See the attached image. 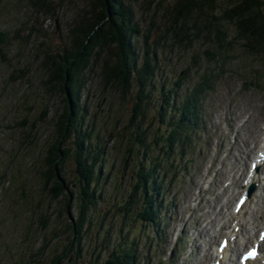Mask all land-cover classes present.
<instances>
[{
	"label": "rangeland",
	"instance_id": "1",
	"mask_svg": "<svg viewBox=\"0 0 264 264\" xmlns=\"http://www.w3.org/2000/svg\"><path fill=\"white\" fill-rule=\"evenodd\" d=\"M46 1L52 14L40 12L34 0H0V31L7 39L0 44V264L44 263L67 250L70 256L62 257L60 264H110L113 255L126 249L133 252L132 264H169L168 259L172 264H211L217 242L211 224L225 221L263 137L264 55L246 48V39L227 21L219 25L221 41L202 29L186 44L167 32L166 20L176 0L133 1L132 23L143 34L149 29L146 44L142 37L135 38L137 66L145 61V52L154 58L144 89L149 94L142 123L147 155L136 158V147L128 148L127 133L139 120L136 116L131 122L139 90L135 79L122 93L104 85L99 65L92 66L84 73L81 123L89 131L94 127L91 136L103 144L106 154L99 158L102 170L96 171L101 191L88 211L90 229L80 243L74 238L70 243L64 194L53 199L49 189H41L39 177L54 139L53 123L63 110L61 94L50 93L43 84L41 60L45 49L67 47L68 30L81 15L96 12L98 0ZM202 80L209 88L196 91ZM167 88L172 90L168 117L158 122ZM186 101L191 109L196 107L191 117L200 123L191 131L178 126L188 135L187 144L180 152L177 141L165 151L163 139L173 127L171 118ZM159 155L163 181L157 200L161 195L163 199L156 225H148L135 217L141 199L126 211L117 202L129 197L139 162L149 166ZM63 176L70 182L74 204L78 190L72 163ZM37 208L48 218L44 229ZM69 213L74 220L75 208ZM180 233L183 249L178 252Z\"/></svg>",
	"mask_w": 264,
	"mask_h": 264
},
{
	"label": "trees",
	"instance_id": "2",
	"mask_svg": "<svg viewBox=\"0 0 264 264\" xmlns=\"http://www.w3.org/2000/svg\"><path fill=\"white\" fill-rule=\"evenodd\" d=\"M34 1L40 12L52 14L46 0ZM126 1L128 3L123 0H98L97 11L87 13L85 16L81 15L68 30L67 47L55 51L45 49L41 60V67L46 77L43 84H46L50 93L61 94L63 110L53 123L54 139L40 164L39 177L42 183L41 189H49L53 199L64 194L62 209L68 214L67 220L70 219V223L67 224L72 236L70 243L72 238L80 243L90 229L91 220L88 217V211L97 202L101 191L98 186L100 173L97 174L96 171L102 170V166L98 164L99 158L106 154L103 144L94 141L91 136L94 127H91L89 131L88 127H83L81 123L84 114L81 116L79 101L85 81L84 73L92 66L99 65L104 85L112 86L122 93L128 92L133 78L135 79L139 90L135 96V115L131 122L136 116L139 120L133 126V131L127 133L128 148L136 147L134 151L136 158L138 156L145 158L147 155L145 149L148 145L143 143L146 129L142 123L144 106L149 94H145L144 89L145 83L154 71V58L145 52V61L137 66L136 39L142 37L146 44L149 29L143 34L137 24L132 23L130 7L136 0ZM163 1L160 0V3ZM160 3L157 7L161 6ZM222 21L233 23L238 34L246 39V48L264 55V0H176L166 20L167 32L178 40H185L186 44H190L192 39L197 38L202 29H205L209 35L213 34L218 41H221L223 32L219 25ZM5 42H7L6 34L0 31V44ZM179 82L177 80L175 84L178 86ZM207 87L208 83L202 80L196 91ZM170 93H172L171 88L162 92L158 122H163L167 115ZM178 108L177 114L171 118V120L175 118L173 127L163 139L164 146L166 145L165 151L171 150L177 141L180 152L183 151L188 135L183 134L178 126L186 127V131H191L194 119L196 120V116L191 117L195 115L196 107L191 109L190 102L186 101L185 104L182 102ZM42 114H46V110ZM181 137L184 138L181 139ZM141 150L142 153H140ZM160 156L162 155L152 160L149 166L142 160L139 162L134 174L135 183L129 192V197L123 202H117L119 205L121 203V209L126 211L129 207H136L141 199L143 204L135 213V217L148 225H156L158 216L160 202H157V199L160 193V182L163 181V178L159 180V177H162ZM69 162L73 164L78 190L74 204H72L73 194L69 188L70 182L63 176ZM72 207L77 213L74 220L69 215ZM35 211L40 215L37 219L40 227L42 226L41 229L46 228L45 222L48 218L41 208ZM124 251L113 255L108 263L132 264L135 261L133 252L127 249ZM78 255L79 252H75V260ZM69 256L67 250L54 255L48 262L38 261V264H60L62 257Z\"/></svg>",
	"mask_w": 264,
	"mask_h": 264
},
{
	"label": "bare ground",
	"instance_id": "3",
	"mask_svg": "<svg viewBox=\"0 0 264 264\" xmlns=\"http://www.w3.org/2000/svg\"><path fill=\"white\" fill-rule=\"evenodd\" d=\"M259 163L260 162L258 161V164ZM262 165H264V163ZM259 168H260V171L258 173L256 172L254 174L244 176L247 183L244 185L243 181H242V183L239 185L240 189L238 191H236V193L232 197L233 200H235L236 197H238L239 194L243 190L253 192V190H255L256 185H257V187L261 186V189H260L261 191L264 190V172H261L263 167H259ZM258 200H259V195H255L253 193H250V196H248L246 201L244 202V204L241 205L243 207L241 208V210L239 211L238 214L234 215L230 211L228 213L224 214V219L227 221V227L226 226L224 227L225 231H221V228H220V229H218V232L216 233V229H214V225L211 224L210 230H212V228H213V233L214 232L216 233V234H213V237L215 239L218 237V235L220 237L221 233L223 236H229V235L235 234V232L233 230V226L234 225L239 226V231L236 233V235H237L236 239L234 240V242L228 244L226 246V248L223 250L222 259L219 261V264H229V263H225V259L229 253H230L231 257H232V255L234 256L235 251H236L235 246L237 244H239L240 241H242L241 245L247 246L250 243H252V241L254 240L255 234L252 235V231L254 229H256L261 222L264 221V203H262V205H260V204H258ZM224 206H226V205H224ZM256 206H257V208H256ZM248 211H249V215L247 214ZM245 218H247V219H246V223L244 224L243 219H245ZM235 220L237 222L232 224ZM217 221L218 220H215V222H217ZM249 227H250V231H249ZM231 245H233L234 247L231 248ZM213 254H214V256H211L212 262H214L215 259H217V260L219 259L218 253L216 251ZM250 264H260V263L258 261H256V262L253 261V262H250Z\"/></svg>",
	"mask_w": 264,
	"mask_h": 264
},
{
	"label": "snow or ice",
	"instance_id": "4",
	"mask_svg": "<svg viewBox=\"0 0 264 264\" xmlns=\"http://www.w3.org/2000/svg\"><path fill=\"white\" fill-rule=\"evenodd\" d=\"M262 158H264V157H262ZM253 167H255V165H253ZM245 183H247V181H245ZM243 202V198H241V203Z\"/></svg>",
	"mask_w": 264,
	"mask_h": 264
}]
</instances>
